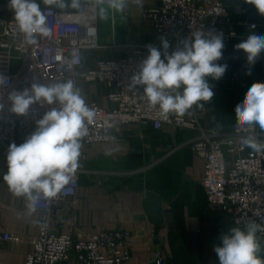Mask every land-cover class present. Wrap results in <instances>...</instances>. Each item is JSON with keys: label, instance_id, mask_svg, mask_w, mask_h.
I'll list each match as a JSON object with an SVG mask.
<instances>
[{"label": "built area", "instance_id": "built-area-1", "mask_svg": "<svg viewBox=\"0 0 264 264\" xmlns=\"http://www.w3.org/2000/svg\"><path fill=\"white\" fill-rule=\"evenodd\" d=\"M41 10L47 17L50 34L38 37L35 45H28L18 30L9 0H0V103L5 105L0 111L3 151L0 166H7L9 145L25 142L35 131L36 121L51 108L37 103L27 115H16L9 110L8 96L12 91L30 88L34 82L52 84L71 79L76 86L79 82L97 83L103 86L106 98L117 106L104 108L85 100L96 115L88 125V136L81 141L79 163L86 161L88 148L112 139L122 141L123 132L132 125L152 124L159 130L168 124L192 130L195 136L189 148L204 160L201 184L209 205L227 213L236 227L243 228L255 221L264 228V152L257 153L247 147L241 150L242 139L248 135L264 142V133L258 127L246 128L236 122L228 131L206 128L201 123L208 111L206 107L194 111L192 116L162 117L158 108L149 107L143 98L142 86H137L135 91L128 89L132 75L149 54L148 46H136L125 57L98 58L94 66L85 67L86 53L101 49L99 18L93 8L85 4L82 11L69 9L63 13L41 3ZM144 13L160 44L166 40L170 47L182 48L183 41L192 39V33L197 31L209 38L211 33H222L226 42L237 35L223 27L229 23L223 0H157ZM232 79L245 89L256 83H249L237 74ZM79 189L78 168L57 197L46 199L37 195L35 211L40 217L39 230L29 238L32 251L24 264H131L130 250L123 249L130 232L104 230L87 234L76 228L68 210ZM257 236L264 241V230ZM20 241L16 234H0V242ZM154 261L165 264L161 251L155 252Z\"/></svg>", "mask_w": 264, "mask_h": 264}, {"label": "crops", "instance_id": "crops-1", "mask_svg": "<svg viewBox=\"0 0 264 264\" xmlns=\"http://www.w3.org/2000/svg\"><path fill=\"white\" fill-rule=\"evenodd\" d=\"M223 1L229 20L223 27L237 35L224 41L223 57L217 62L227 65L223 77L207 78L214 96L203 102L208 111L201 123L228 131L236 123L235 107L249 90L232 75L249 83L264 81V53L249 65L246 54L235 48L253 31L264 35V16L244 0ZM156 4L157 0H142V6L130 3L124 13L110 16L108 21L99 19L101 49L86 53L85 67L94 66L98 58L125 57L140 45L163 51L144 15L145 8ZM252 24L256 25L254 30ZM177 49L170 47L168 52ZM77 87L87 101L104 108L117 106L106 98L101 84L79 82ZM200 108L194 105L184 116H192ZM194 136L192 130L168 124L159 130L152 124L132 125L123 132L122 141L112 139L88 148L87 159L79 167V193L68 210L76 228L87 234L130 232L123 249L130 250L131 264H155L156 251L162 252L165 264H219L214 248L236 226L227 213L207 201L201 184L204 160L189 148ZM7 171L8 166H0V234H16L21 241L0 242V264H24L32 251L29 238L38 234L40 217L36 211L29 212L25 197L9 190L3 180ZM258 239L264 249V241ZM260 255L264 257V251Z\"/></svg>", "mask_w": 264, "mask_h": 264}, {"label": "clouds", "instance_id": "clouds-1", "mask_svg": "<svg viewBox=\"0 0 264 264\" xmlns=\"http://www.w3.org/2000/svg\"><path fill=\"white\" fill-rule=\"evenodd\" d=\"M264 16V0H244ZM41 3L67 13L69 9L82 11L90 5L100 20L124 13L130 3L142 6V0H9L14 10L19 32L28 45H35L38 37L50 34L47 17ZM255 29L256 25H250ZM192 39L183 41V47L169 54L166 40L162 49L148 46V56L139 65L128 86L135 91L143 87L142 96L149 107L158 108L162 117L170 114L183 116L194 105L204 107L214 92L208 77L219 80L225 74L226 64L217 63L223 57L225 47L222 33H211L210 38L202 31L192 33ZM246 54L247 63L254 65L264 53V35L251 32L246 39L235 45ZM163 55V59H162ZM247 74H251L249 71ZM8 100L10 111L27 115L32 105L51 106L36 121L35 131L20 145L12 143L7 151L8 171L3 180L9 190L18 197H25L29 212H34L37 195L52 199L67 186L80 167L81 141L88 136L95 110L90 108L81 90L71 79L52 84L34 82L30 88L12 91ZM58 105V106H56ZM5 105L0 103V111ZM236 122L246 128L258 127L264 131V83L256 82L247 91L242 103L235 107ZM244 147L254 152H264V142L255 135L242 139ZM264 230L255 221L243 228L233 227L221 237V244L214 248L219 264H264L257 233Z\"/></svg>", "mask_w": 264, "mask_h": 264}, {"label": "trees", "instance_id": "trees-1", "mask_svg": "<svg viewBox=\"0 0 264 264\" xmlns=\"http://www.w3.org/2000/svg\"><path fill=\"white\" fill-rule=\"evenodd\" d=\"M226 5V4H225Z\"/></svg>", "mask_w": 264, "mask_h": 264}]
</instances>
